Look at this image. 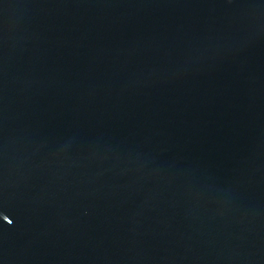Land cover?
Listing matches in <instances>:
<instances>
[{
	"label": "water",
	"instance_id": "1",
	"mask_svg": "<svg viewBox=\"0 0 264 264\" xmlns=\"http://www.w3.org/2000/svg\"><path fill=\"white\" fill-rule=\"evenodd\" d=\"M0 264H264V0H0Z\"/></svg>",
	"mask_w": 264,
	"mask_h": 264
}]
</instances>
